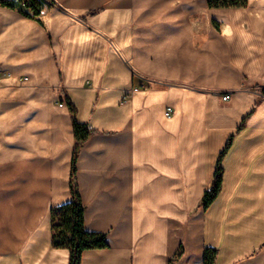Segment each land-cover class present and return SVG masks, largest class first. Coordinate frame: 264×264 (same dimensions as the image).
<instances>
[{
  "label": "crops",
  "instance_id": "1",
  "mask_svg": "<svg viewBox=\"0 0 264 264\" xmlns=\"http://www.w3.org/2000/svg\"><path fill=\"white\" fill-rule=\"evenodd\" d=\"M52 1L38 18L0 6V264L70 262L50 214L72 199L68 99L96 131L77 160L85 227L109 242L81 264H170L180 246L173 264L206 246L264 264V0Z\"/></svg>",
  "mask_w": 264,
  "mask_h": 264
},
{
  "label": "trees",
  "instance_id": "2",
  "mask_svg": "<svg viewBox=\"0 0 264 264\" xmlns=\"http://www.w3.org/2000/svg\"><path fill=\"white\" fill-rule=\"evenodd\" d=\"M207 4L211 8H240L247 7L249 0H207ZM16 5L20 7V11L24 15L34 18H38L43 9L42 3L38 0H28L27 5L24 7L15 0H0V6L15 8ZM214 23L215 27L220 29L219 22L214 21ZM68 104L72 114L76 138V143L73 148L70 177L72 199L51 208V233L52 244L55 248L68 249L70 251L69 264H81L84 251L108 248L109 242L106 233L89 231L86 229L84 222L86 207L81 199L76 181L79 152L86 140L96 131L91 129L87 123H82L77 120V108L70 99H68ZM243 125L244 121L238 130H240ZM233 137L234 136H231L229 138L225 148L219 154L211 188L205 191L201 199L200 207L204 210L211 206L221 192L224 175L223 160L232 146ZM180 247V253L177 254L175 258L171 259L170 264H173L175 259L183 255V247ZM218 253L219 250L217 248L206 246L203 250V264H215Z\"/></svg>",
  "mask_w": 264,
  "mask_h": 264
},
{
  "label": "built area",
  "instance_id": "3",
  "mask_svg": "<svg viewBox=\"0 0 264 264\" xmlns=\"http://www.w3.org/2000/svg\"><path fill=\"white\" fill-rule=\"evenodd\" d=\"M15 1L19 2L23 7L27 5V2H28V0H15ZM38 1L42 3L43 9H46L54 4L52 0H38ZM26 78L27 77H24L23 79H26ZM134 88L138 89L139 87H134ZM229 98H230L229 94L223 96L224 100H227ZM62 104L63 103H61V105ZM173 110H174L173 107L168 106L166 109V115L169 117L173 113Z\"/></svg>",
  "mask_w": 264,
  "mask_h": 264
}]
</instances>
